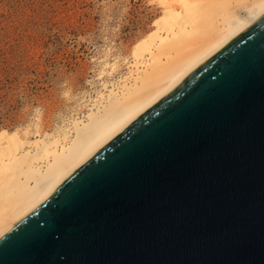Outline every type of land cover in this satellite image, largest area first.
I'll return each instance as SVG.
<instances>
[{
    "label": "water",
    "instance_id": "95a60500",
    "mask_svg": "<svg viewBox=\"0 0 264 264\" xmlns=\"http://www.w3.org/2000/svg\"><path fill=\"white\" fill-rule=\"evenodd\" d=\"M0 264H264V15L5 233Z\"/></svg>",
    "mask_w": 264,
    "mask_h": 264
},
{
    "label": "bare ground",
    "instance_id": "6f19581e",
    "mask_svg": "<svg viewBox=\"0 0 264 264\" xmlns=\"http://www.w3.org/2000/svg\"><path fill=\"white\" fill-rule=\"evenodd\" d=\"M145 1L160 12L132 47L125 73L112 66L108 74H99L100 84H92L91 92L69 95L72 107L52 131L41 129L38 121L21 134L0 133V238L264 15V0Z\"/></svg>",
    "mask_w": 264,
    "mask_h": 264
},
{
    "label": "rangeland",
    "instance_id": "374dc122",
    "mask_svg": "<svg viewBox=\"0 0 264 264\" xmlns=\"http://www.w3.org/2000/svg\"><path fill=\"white\" fill-rule=\"evenodd\" d=\"M159 12L145 0H0V133L62 125L69 95L125 73Z\"/></svg>",
    "mask_w": 264,
    "mask_h": 264
}]
</instances>
